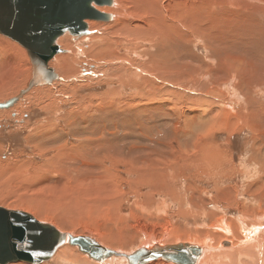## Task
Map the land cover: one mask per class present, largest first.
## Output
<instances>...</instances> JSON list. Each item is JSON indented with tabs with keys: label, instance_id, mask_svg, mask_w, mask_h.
I'll list each match as a JSON object with an SVG mask.
<instances>
[{
	"label": "rangeland",
	"instance_id": "374dc122",
	"mask_svg": "<svg viewBox=\"0 0 264 264\" xmlns=\"http://www.w3.org/2000/svg\"><path fill=\"white\" fill-rule=\"evenodd\" d=\"M141 1L113 0L119 5V12L135 16L141 15ZM186 1L190 2L189 17H182ZM248 1L152 0L150 4L159 10L167 4L178 13L175 21H180L184 30L180 40H167L160 34L155 40L139 36L132 39L119 33L120 38L116 37L123 41L120 47H114L112 60L90 53L99 38L86 41L70 34L59 38L57 44L64 50L61 55H72L69 64L75 62L72 64L78 72L67 78L57 64L61 56L58 54L50 62L58 80L34 88L12 108L0 110V207L29 213L62 232L95 237L104 246L126 253L148 246L150 237L155 243L184 242L204 249V240L210 239L212 248L217 250H213L214 257L219 253L218 263L221 250H229L225 254L243 246L245 250L248 243L243 244V235L232 230L226 239L222 235L226 233L215 226L222 220L226 224L232 221L236 227H248L246 236L256 230L262 232L264 226V0ZM105 8L113 11L117 6ZM111 11L107 12L114 17L111 21H93L106 30L101 33L91 29L93 36L106 35L115 25L119 12ZM124 39L140 41L131 46ZM73 47L81 51L76 55ZM0 49V103H5L27 88L32 65L28 52L1 34ZM121 58L135 65L137 75L120 68ZM209 60L218 72L229 71H220L222 75L219 72L225 81L215 88L207 80H200V87L190 81L188 90H183L185 86L177 89L164 85L161 91L165 93L157 100L148 97V93L146 97L139 96L146 92L142 77L157 65L174 69L178 64L176 68L183 65L184 71L194 67L209 73L211 66V71L202 69V62ZM234 63V81L228 84ZM121 75H125V85H121ZM244 78L249 79L248 83ZM233 86L240 91L237 96L231 91ZM162 99L172 103L162 107ZM196 100L222 104L223 108L231 102V122L211 123L207 129L197 124L193 128L187 126L190 116L198 117L192 104ZM55 167L66 169L69 176H51L58 170ZM37 180L44 182L39 184ZM92 185H98L99 191L89 189ZM24 199L33 205L38 203L40 213L26 210L21 204ZM163 205L164 213L160 212ZM141 206L146 209L142 211ZM186 211L190 215L183 218ZM253 218L256 222L262 219V227L251 229L249 222ZM76 221L79 229L74 226ZM186 236L191 239L185 240ZM125 237L127 242L121 244L118 238ZM226 242L229 244L222 245ZM70 247L85 255L77 247ZM205 256L204 253L202 259ZM244 260L258 262L252 258ZM52 262L53 259L44 264Z\"/></svg>",
	"mask_w": 264,
	"mask_h": 264
},
{
	"label": "water",
	"instance_id": "95a60500",
	"mask_svg": "<svg viewBox=\"0 0 264 264\" xmlns=\"http://www.w3.org/2000/svg\"><path fill=\"white\" fill-rule=\"evenodd\" d=\"M111 6L113 0H0V34L21 45L32 65L27 88L5 103L0 110L15 106L26 94L39 86L59 79L50 62L64 50L57 44L66 34L89 35L86 21H111L110 14L95 8ZM69 244L92 261L105 264L122 255L88 236H75L55 226L38 221L23 211L0 207V264H42L53 259L57 251ZM229 243H223L228 245ZM204 248L197 244H152L126 256L128 264H151L159 260L172 264H198ZM122 259V258H120Z\"/></svg>",
	"mask_w": 264,
	"mask_h": 264
},
{
	"label": "bare ground",
	"instance_id": "6f19581e",
	"mask_svg": "<svg viewBox=\"0 0 264 264\" xmlns=\"http://www.w3.org/2000/svg\"><path fill=\"white\" fill-rule=\"evenodd\" d=\"M150 1V2H149ZM149 1H141L142 3H140V9H141V15H139V16H135L134 14H128L127 12H119V5H116L115 4V2H114V5H113V7L114 6H117V8H114V9H112L113 11L114 10H117V12H119V14L117 13V15H116V17H115V20H116V23H115V25H112L110 28V30L108 31V32H106L105 34L106 35H104V34H102L101 35V37L100 36H93L92 34H93V32H92V30H96V31H101V33H104L106 30H104V29H102L101 28V26H102V24H98V23H96V22H93L94 20H88V21H86V23L88 24V28H89V31L91 32L89 35H85V36H83V39H85L86 41L87 40H90V39H95V38H99V39H95V41H97L94 45H93V48H92V50L90 51V53L92 52L93 54H95V53H97L99 56H100V58H106V57H110V59L112 58V57H115V55L112 53L113 52V49H114V47L115 46H118L119 45V43L120 42H122L123 40H120L119 38H120V36H117V34H119V33H121L122 35H124V36H126V37H132V39L133 38H138L137 36H139V37H145V39H146V37H148L147 39H149V38H158V35L160 34V35H162L163 37H166V39L167 40H171L172 39V41H175V40H173V38H175V37H180L183 33H184V30H182V28H181V26H180V21L179 22H176L175 20H177V17H178V13L172 8V7H168L167 6V4L162 8V10H159V7L157 8V6H155V5H153V4H150L151 3V1L152 0H149ZM246 1H248V0H246ZM229 2V1H228ZM248 2H251V3H255L254 2V0H250V1H248ZM258 3V2H257ZM261 4V3H260ZM184 9H183V15H182V17H189L188 15H189V7H190V2L189 1H186V2H184ZM95 6V5H94ZM107 7V6H106ZM95 8L97 9V10H99V11H101V12H104V13H106L107 14V12H109V11H111V9L109 10V11H107L108 10V8H105V7H98V6H95ZM110 8V7H109ZM113 11H111V12H113ZM135 12V11H134ZM136 14V13H135ZM145 14L147 15H149V17H147V19L145 18ZM168 15H170V17L168 16ZM111 16L113 17V15L111 14ZM169 17V18H168ZM192 18V17H191ZM113 19H114V17H113ZM143 19L146 21V22H144L143 21ZM168 19V20H167ZM193 19V18H192ZM195 20V19H194ZM200 20V19H199ZM187 21V20H186ZM197 21L198 20H196V23H197ZM193 23H194V21H193ZM193 23H191V24H193ZM190 24V23H189ZM190 24V25H191ZM214 24V23H213ZM212 24V25H213ZM175 25H176V27H175ZM104 26V25H103ZM102 26V27H103ZM186 26V25H185ZM193 27V26H192ZM92 29V30H91ZM210 29H212L211 27H210ZM202 30V29H201ZM95 31V32H96ZM187 32V31H186ZM191 32H192V30H191ZM96 33H99V32H96ZM217 33V32H216ZM236 34V33H235ZM119 37V38H117V37ZM69 37V36H68ZM191 37V36H190ZM196 37L198 38V33H197V35H196ZM82 38V37H81ZM129 39H131V38H129ZM200 39V38H199ZM73 40V39H72ZM79 40V39H78ZM84 40V41H85ZM124 40H127V39H124ZM142 40V39H141ZM153 40H155V39H153ZM178 40H180L179 38H178ZM181 40H182V38H181ZM85 41V42H86ZM94 41V40H93ZM140 41V40H139ZM139 41L138 40H127V44H131V46H133V45H138L139 44ZM143 41V40H142ZM177 41V40H176ZM76 42V41H75ZM154 42V41H153ZM164 42H166V40L164 41ZM195 42V41H194ZM143 43H144V41H143ZM179 43V42H178ZM72 46V45H71ZM74 47H75V45H73ZM73 47V48H74ZM118 47H120V46H118ZM118 47H117V49H118ZM240 47V46H239ZM75 49V48H74ZM79 49H81V48H78V50L76 51V49H75V51H74V53L75 52H79V51H81V50H79ZM1 50V49H0ZM73 51V50H72ZM68 52V51H67ZM66 53V52H65ZM76 55L78 54V53H75ZM105 54H106V56H105ZM184 54V53H183ZM213 54V53H212ZM61 55V54H60ZM67 55H69V54H65V55H61V56H59L58 58H57V64L60 66V68H63V70H64V74L66 75V77L67 78H70L71 77V74H76V72H78L77 71V68L76 67H74V65L72 64V63H75V62H72L71 64H69L71 61V56L69 55V56H67ZM187 55V54H186ZM209 55V54H208ZM211 55V54H210ZM181 56V55H180ZM73 57V56H72ZM131 57V56H130ZM188 57V56H187ZM191 57H192V55H191ZM209 57V56H208ZM217 58V57H216ZM122 59V63H123V65L122 66H120V68H122L123 70H127V69H130L131 71H132V75H137V72L135 71V65L132 63V62H130V61H128V60H125L124 58H121ZM131 59V58H130ZM73 60V59H72ZM112 60V59H111ZM201 62V61H200ZM203 63V65L205 64V67L204 68H202L204 71H211L210 70V67L209 66H215L214 64L215 63H213V61H211V60H209V62H202ZM159 64V63H158ZM176 64V63H175ZM185 64V63H184ZM211 64V65H210ZM118 65V64H117ZM173 65V64H172ZM178 65V64H177ZM177 65H175V66H173V68L174 69H171V67L169 66V65H167V66H161L160 64L159 65H157L152 71H148V72H145V76L144 77H142V78H144L143 80H142V82H141V85H143L142 87H144L145 86V89H146V92H145V94L144 93H142V94H140L139 96H144V97H146L147 96V93H148V97H152V96H154L155 98V100H157V98L158 97H162V95H164V94H162V93H165V92H162L161 91V89H162V87L164 86V85H171L172 87H175V88H177V89H180V88H178L179 86H181V87H183V86H185V87H183L184 89L183 90H188L189 88V82L191 81V82H193V84L194 85H197L198 87H200L201 86V83H200V80H207L208 82H206V83H208V84H212L213 86V88H215L216 86H218V85H220L222 82H224L225 80H223L222 79V76H220L219 75V72L220 71H222V70H219V72H218V69H216V68H214L213 69V67H212V71L211 72H209V73H202L201 71L202 70H200V69H196V68H194L193 67V69H191V70H188L187 69V71H184V70H186V69H184V70H182L183 69V65L181 66V67H179V68H176V67H178ZM187 65V64H186ZM218 65V64H217ZM232 65H234L233 66V70H231L230 71V74L231 73H234V70H235V68H236V64L234 63V64H232ZM189 66H193V65H189ZM221 66V65H220ZM225 66V65H224ZM186 67V66H185ZM201 67V66H200ZM203 67V66H202ZM223 67V66H222ZM227 68H229L228 66H226ZM187 68V67H186ZM216 69V70H215ZM219 69H221V67L219 68ZM237 69H238V67H237ZM237 69H236V71H237ZM140 70V69H139ZM224 71H222V72H229L228 70L226 71V69H223ZM59 71H60V69H59ZM144 72V71H143ZM243 72V71H242ZM247 72V71H246ZM62 73V72H61ZM122 73H123V71H122ZM157 73V74H156ZM220 74L222 75V73L220 72ZM241 74V73H240ZM246 74V73H245ZM80 75H82V74H80ZM153 75H156V76H154L153 77V79H151V77L153 76ZM226 75V74H225ZM232 76L230 77V79H229V81H228V84L229 83H233V81H234V78H233V74H231ZM241 76V75H240ZM247 76V75H246ZM79 77V76H78ZM236 77V76H235ZM243 77V75L241 76V78ZM74 78V77H73ZM72 78V79H73ZM77 78V77H76ZM121 78H122V81H121V85H123L124 83H125V75H121ZM240 78V77H239ZM71 79V78H70ZM236 79V78H235ZM238 79V78H237ZM237 79H236V81H237ZM243 79V78H242ZM245 80H247L246 82L248 83V81H249V79L247 78H244ZM202 82V81H201ZM204 82V81H203ZM242 82V81H241ZM244 82V81H243ZM187 83H189V84H187ZM205 83V84H206ZM231 83V84H232ZM152 84H154V86H152ZM237 84V83H236ZM60 84H57L56 85V87L57 88H59L60 86H59ZM125 85V84H124ZM192 85V84H191ZM67 86V85H66ZM131 86V85H130ZM239 86H241V85H239ZM136 87H137V89L140 87V85H136ZM61 88V87H60ZM63 88V87H62ZM188 88V89H187ZM239 88V87H238ZM140 89V88H139ZM198 89V88H197ZM209 89V88H208ZM211 89V88H210ZM220 89V88H219ZM232 89V88H231ZM142 90V89H141ZM123 91V90H122ZM217 91V90H216ZM219 91V90H218ZM231 91H233V93L234 94H236V96H237V94L240 92H238V90L236 89V88H234V86H233V89L231 90ZM133 93H135V92H133ZM201 93V92H200ZM209 93H211V92H209ZM232 93V92H231ZM136 94V93H135ZM117 95V94H116ZM110 96V95H109ZM220 96V95H219ZM243 96V95H242ZM93 97H94V95H93ZM166 97V96H165ZM235 97V96H234ZM51 97L48 95L47 96V99H50ZM104 98H106V96H105V93H104ZM46 99V100H47ZM111 100H112V98H111ZM163 100V99H162ZM221 100V99H220ZM211 101V100H210ZM225 101V100H224ZM227 102V101H226ZM249 102H251L252 103V101H249ZM160 103V105H162V104H171L172 102H170V100L169 101H167V99L166 100H163L162 102H159ZM223 103H225V102H223ZM228 103H229V105L230 104H232L231 102H229L228 101ZM193 108H194V106H195V109H193V110H195L196 112H198V115H196V116H198V117H194V116H190L189 117V121H188V123H187V126H191L192 128H193V126H195V124H197L198 126H199V128H206V126H209L211 123H216V125H217V122L218 123H220V122H224L225 123V121L227 122V123H230L231 121L229 120V113L230 112H232L233 110V108L230 106V107H228L229 105L227 104H224V108L222 107V104L220 105V106H217L218 104L217 103H215V102H210V103H206V101H202V102H200V100H196V101H194L193 103ZM110 105H112L111 103H110ZM149 105V104H148ZM226 105V106H225ZM249 105V104H248ZM105 106V105H104ZM158 106V105H157ZM167 106V105H166ZM161 107V106H160ZM159 107V108H160ZM162 107H163V105H162ZM161 107V108H162ZM187 107V106H186ZM210 107H213L214 109H211ZM217 107V108H216ZM117 108V107H116ZM122 108V107H121ZM158 108V107H157ZM159 108L157 109V110H159ZM161 108H160V111H162L164 114H166L167 112L166 111H163V109L161 110ZM189 108V107H188ZM228 108L230 109V111L228 110ZM103 109V108H102ZM150 109V108H149ZM152 110V109H151ZM190 110V109H189ZM192 111V110H191ZM148 112V111H147ZM161 112V113H162ZM190 112V111H189ZM246 112V111H245ZM231 114V113H230ZM194 115V114H193ZM258 115V114H257ZM167 117V119H170V118H168V115H166ZM170 116V115H169ZM232 116V115H231ZM230 116V117H231ZM239 117H240V115H239ZM245 117V116H244ZM236 118V117H235ZM242 118V117H241ZM232 119L233 120H235L233 117H232ZM228 120H229V122H228ZM232 120V121H233ZM249 120V119H248ZM169 121V120H168ZM255 121V120H254ZM242 122V121H241ZM180 123V122H179ZM245 123V122H244ZM178 124V123H177ZM233 124V123H232ZM237 124V123H236ZM213 125V124H212ZM211 125V126H212ZM221 124H219V126H220ZM224 125V124H223ZM230 125V124H229ZM244 125V124H243ZM253 125V124H252ZM48 126V125H47ZM196 127V126H195ZM236 127V126H235ZM259 127V126H258ZM214 128V127H213ZM231 128V127H230ZM255 127H251V129H254ZM45 129V128H44ZM198 129V128H197ZM207 129V128H206ZM214 129H216V128H214ZM232 129H234V128H232ZM248 129H249V127H248ZM258 129V128H257ZM263 129V128H262ZM49 130V129H48ZM212 130V129H211ZM255 130V129H254ZM45 131H46V129H45ZM55 131V130H54ZM208 131V130H207ZM260 131V130H259ZM261 131H263V130H261ZM260 131V132H261ZM209 132V131H208ZM231 132H232V130H231ZM251 132H253V131H251ZM42 133V132H41ZM55 133V132H54ZM255 133H257V131L255 132ZM259 133V132H258ZM55 134H57V133H55ZM50 135V134H49ZM254 135V134H253ZM40 136V135H39ZM259 136V135H258ZM256 138V137H255ZM260 139V138H259ZM264 139V138H263ZM254 140V139H253ZM256 141V140H255ZM260 141V140H259ZM263 141V140H262ZM261 142V141H260ZM259 143V142H258ZM263 143V142H262ZM74 151V150H73ZM98 155V154H97ZM82 158V157H81ZM85 158V157H84ZM87 158V157H86ZM88 160H89V158H88ZM101 160V159H100ZM51 163H52V161H51ZM84 163V162H83ZM62 165V164H61ZM81 167V166H80ZM42 168L43 167H41V170H42ZM59 167H55V169H58ZM54 169V168H53ZM62 169V168H61ZM75 169V168H74ZM79 170V169H78ZM53 171V170H52ZM51 170L49 171V172H52ZM79 172V171H78ZM81 172V171H80ZM91 172V171H90ZM248 172V171H247ZM87 174H88V172H86ZM54 174V175H53ZM58 175V176H60V178L61 179H64V177H66V176H69L68 175V173H67V170L65 169H63V170H57V172L56 171H54V172H52V175L51 176H55V175ZM92 174V173H91ZM40 175V174H39ZM66 175V176H65ZM90 175V174H89ZM50 176V177H51ZM85 176V178H86V175H84ZM46 177H48V178H50L49 176H47L46 175ZM25 178V177H24ZM38 178V177H37ZM48 178H45V180L47 179L48 181H49V179ZM92 178H93V175H92ZM40 179V178H39ZM41 179H43V178H41ZM59 180V179H58ZM58 180L56 181V183L58 182ZM69 180V179H68ZM72 180V179H71ZM100 179L99 178H97V180L96 181H99ZM89 181V180H88ZM95 181V182H96ZM35 182H38L39 184H41V183H43L44 181L43 180H37V181H35ZM46 183V182H45ZM94 187V191L95 190H98V189H96V188H98L99 186L98 185H92L89 189H91L92 190V188ZM40 188V187H39ZM47 189V188H46ZM99 191V190H98ZM28 193V192H27ZM46 194V193H45ZM25 195V194H24ZM264 196V195H263ZM27 197V196H26ZM259 197V196H258ZM262 198V197H261ZM23 199V198H22ZM21 199V200H22ZM27 199V198H26ZM260 199V198H259ZM32 200V199H31ZM94 200V199H93ZM34 201H36V200H34ZM39 201V200H38ZM44 201V200H43ZM184 201V200H183ZM33 202V201H32ZM77 202V201H76ZM35 203V202H34ZM42 203V202H41ZM45 203H46V201H45ZM21 204H23L24 205V207H26V210H30L31 209V211L32 210H36V213L38 212V213H40V210H41V208L39 207V204L38 203H36L37 205H33V204H31V203H29V201H25V199L21 202ZM44 204V203H43ZM49 204H51V203H49ZM261 204V203H260ZM47 205V204H46ZM52 205V204H51ZM49 206V205H48ZM54 207V206H53ZM83 207V206H82ZM141 208V210L142 211H144L145 209H146V206H141V207H139V209ZM164 209V210H160V212H163V211H165V208H166V206L165 205H163V207L161 206L160 207V209ZM38 210V211H37ZM92 210V209H91ZM166 211H167V209H166ZM191 211V210H190ZM193 211V210H192ZM194 212V211H193ZM86 213H88V212H86ZM164 213V212H163ZM202 213V212H201ZM199 214V212L197 213V211L195 212V214H197L198 216L200 215H202V214ZM42 214V213H41ZM44 214V213H43ZM45 214H46V211H45ZM153 214V213H152ZM152 214H150V215H152ZM156 214V213H155ZM154 214V215H155ZM191 214H193V213H191ZM204 214V213H203ZM48 215V214H47ZM153 215V216H154ZM158 215V214H157ZM183 215V218L184 217H187V216H189L190 215V212H185L184 214H182ZM208 215V214H207ZM204 216H205V214H204ZM43 217V216H42ZM159 217H160V215H159ZM170 217V216H169ZM50 218V217H49ZM53 218V217H52ZM154 218V217H153ZM156 218V217H155ZM46 219V218H45ZM120 219H122V218H120ZM39 220V219H38ZM262 220V219H261ZM260 219H258V221L256 222V219L254 220V221H250L249 223H250V227H251V229H257V227L259 228V226H261L262 224V221H261ZM47 221V220H46ZM40 222H41V220H40ZM154 223V222H153ZM231 223V224H230ZM76 225H74V226H76L77 227V225L79 224L77 221H76V223H75ZM261 224V225H260ZM144 226V225H143ZM146 226V225H145ZM252 226H253V228H252ZM215 227H217L218 228V230L219 231H223L224 233H226V234H222L223 236H224V238H226V239H228L227 238V235H230V233H231V231L233 230L235 233H237L239 236H242L243 235V237H244V241H243V244H244V242H247L248 243V245L246 244V247H247V249H246V247H245V250H244V246H243V248H241V246H240V248L241 249H243V251L240 249V250H238V249H236V248H234V249H232V251L233 250H235V252L233 251V253H231V250H230V253L229 254H225L227 251H229V250H226V252H224L223 253V250H221L222 252H221V254H220V261L221 262H219L218 263V261H219V258H217V254H218V257H219V253H216V257H214V252L215 251H213L215 248H212V245H211V243L212 242H210L211 240L210 239H205L204 241H205V244H206V246H205V250H206V252H205V250H204V253H205V257H204V259L206 260V262H204L203 264H210V262H212L211 264H216V263H218V264H251V263H249L247 260H244V258L245 259H249V261L251 260V258L256 262V261H258L256 264H264V244H262L261 242H263L262 240L264 239V226L262 227V232H261V230H259V231H255L254 232V230H253V232L254 233H252V235H250V236H246L245 235V232L247 231V230H249L248 229V227H245V226H243V227H241V228H239V227H236V225L234 226V222L232 223V221L230 222H228V224H226L225 223V221L224 220H222L220 223H218ZM230 227V228H229ZM232 227V228H231ZM249 227V228H250ZM179 228V227H178ZM186 228H188V227H186ZM217 228H216V230H217ZM78 229H79V225H78ZM144 229V228H143ZM180 229V228H179ZM87 231V230H86ZM176 231V230H175ZM178 232V231H177ZM65 233H67V232H65ZM89 233V232H88ZM181 233V232H180ZM183 234V233H182ZM97 235V234H96ZM95 235V236H96ZM80 236H84V235H80ZM88 236V235H87ZM106 236H107V234H106ZM178 236V235H177ZM180 236H182L181 234H180ZM88 237H90V236H88ZM93 238V237H92ZM152 237H150V240H148L149 241V245H152V244H160V243H158V242H156L155 243V241L154 240H152L151 239ZM178 238V237H177ZM180 238V237H179ZM223 238V237H222ZM251 238V241H249L248 239H250ZM256 238H258V239H256ZM94 239H95V237H94ZM119 240H121V244H123V242H127L125 239H128V238H124L123 240H122V238H118ZM185 240H190L191 239V236H186L185 238H184ZM97 240V239H96ZM175 240V239H174ZM179 240V239H178ZM99 241V240H98ZM118 241V240H117ZM147 241V240H146ZM207 241H209V242H207ZM229 241V240H228ZM230 242V241H229ZM264 243V242H263ZM235 244H237V243H235ZM239 244V243H238ZM144 245V244H143ZM222 245H223V243H222ZM240 245V244H239ZM147 246V245H146ZM199 246V245H198ZM106 247V246H105ZM107 248V247H106ZM218 248H219V246H218ZM76 249V248H75ZM75 249L74 248H72V247H70V245L69 244H66L62 249H59V251L55 254V256H54V258H53V262L51 263V264H96V263H93V262H91L89 259H88V257H86V255H81V254H79V253H77L76 251H75ZM108 249H110V248H108ZM110 250H112V249H110ZM216 250V249H215ZM113 251H117L118 253H120L122 256L120 257V258H122V259H113V260H107V261H105V264H128L127 262H126V256L127 255H129L130 253H126V252H124V250L123 251H118V250H114L113 249ZM217 251V250H216ZM219 252V251H218ZM207 253V254H206ZM228 253V252H227ZM203 256H204V254H203ZM202 256V257H203ZM233 257H235V259L233 258ZM126 259V260H125ZM201 260H202V258H201ZM200 260V261H201ZM218 260V261H217ZM160 262H161V264H169L168 262L166 263H164V262H162V260H159ZM159 261H157V262H159ZM199 261V262H200ZM157 262H154L155 264H157ZM199 262H198V264H199ZM202 262H203V260L200 262V264H202ZM16 263V262H15ZM154 263H151V264H154ZM12 264V263H11ZM16 264H18V263H16ZM44 264V263H43Z\"/></svg>",
	"mask_w": 264,
	"mask_h": 264
},
{
	"label": "crops",
	"instance_id": "0c3cea01",
	"mask_svg": "<svg viewBox=\"0 0 264 264\" xmlns=\"http://www.w3.org/2000/svg\"><path fill=\"white\" fill-rule=\"evenodd\" d=\"M253 219L255 220V218H253ZM261 224H262V223H261ZM261 224H260V225H261ZM252 228H253V226H252ZM107 248H108V247H107ZM110 249H111V248H110ZM112 250H113V249H112ZM202 260H203L202 264H203L204 262H206V260H205L204 258H203ZM202 260H201V261H202ZM201 261H200V262H201ZM200 262H199V264H200ZM96 264H99V263H96Z\"/></svg>",
	"mask_w": 264,
	"mask_h": 264
}]
</instances>
